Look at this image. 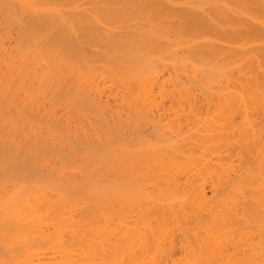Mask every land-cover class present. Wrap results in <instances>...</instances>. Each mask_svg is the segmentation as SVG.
<instances>
[{"label": "bare ground", "instance_id": "bare-ground-1", "mask_svg": "<svg viewBox=\"0 0 264 264\" xmlns=\"http://www.w3.org/2000/svg\"><path fill=\"white\" fill-rule=\"evenodd\" d=\"M0 264H264V0H0Z\"/></svg>", "mask_w": 264, "mask_h": 264}, {"label": "rangeland", "instance_id": "rangeland-1", "mask_svg": "<svg viewBox=\"0 0 264 264\" xmlns=\"http://www.w3.org/2000/svg\"><path fill=\"white\" fill-rule=\"evenodd\" d=\"M99 33H100V32H99ZM97 34H98V33H95V35H97ZM95 35H93L94 38L98 37V36L95 37ZM98 35H102V33H100V34H98ZM96 39H97V38H96ZM90 51H91V49H90ZM90 51H89V52H90ZM97 63H98V62H97ZM97 63H96V65H97ZM99 63H100V62H99ZM99 63H98V64H99ZM94 65H95V64H94ZM100 65H102V64H100ZM96 67H97V66H96ZM101 67H102V66H100V68H99V66L97 67V69H96V71H95V72H96V74H95L96 76H95V77H98V78L96 79V84L100 81L98 84H100L101 86L104 84V86H105V87L102 86V90H101V92H103V94L100 93V94L103 96V97H102L103 100H104V99L106 100L107 98H110V99H113V100H114V98H116V97H120V96H117V95L120 94V91H119V90H117V92H115V91H116V90H115V91H114V94H112V92H113L112 90L116 89V87H114V86H116L115 81H112L111 78H110V80H109V78H108V75H109V74H107V76H106V73H107L106 70H107V69L105 70L104 67H103V70H105V71H104L105 73L102 72V74H100V73H101L100 70H102ZM167 68H168V69H167ZM97 70H98V73H97ZM166 70H167V71H166ZM168 70H169V71H168ZM107 71H108V70H107ZM170 71H173V69H171L170 66L166 67V68L164 69L165 76L168 75V74H171ZM99 72H100V73H99ZM168 72H170V73H168ZM166 73H167V74H166ZM97 74H98V76H97ZM102 75H105L106 78H104V76L102 77ZM103 78H104V79H103ZM98 79H100V80H98ZM107 79H108V80H107ZM97 80H98V82H97ZM101 80H102V81H101ZM108 82H109V83H108ZM110 82H111L112 84H110ZM113 82H114V83H113ZM106 84H107V85H106ZM108 84H109V85H108ZM114 84H115V85H114ZM113 85H114V86H113ZM106 86H107V87H106ZM108 86H109V87H108ZM112 87H113V89H112ZM103 89H104V91H103ZM105 90H106V91H105ZM108 91H110V92H108ZM111 91H112V92H111ZM118 91H119V92H118ZM105 92H106V93H105ZM104 93H105L106 97H105ZM107 93H108V94H107ZM109 93H111V95H113V96H112L113 98H112L111 96L108 97V95H110ZM116 94H117V95H116ZM120 95H121V94H120ZM114 96H115V97H114ZM121 96H122V95H121ZM110 99H108L109 102H113V100L111 101ZM147 131H148V133H149V130H148V129H147ZM148 133H147V135H148Z\"/></svg>", "mask_w": 264, "mask_h": 264}]
</instances>
